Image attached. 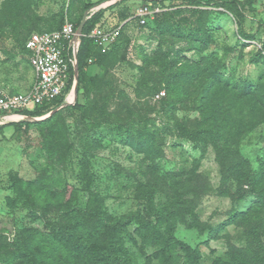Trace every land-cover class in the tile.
<instances>
[{
    "label": "rangeland",
    "instance_id": "1",
    "mask_svg": "<svg viewBox=\"0 0 264 264\" xmlns=\"http://www.w3.org/2000/svg\"><path fill=\"white\" fill-rule=\"evenodd\" d=\"M86 1L0 0L1 89L24 92L34 79L19 40L33 31L55 29L62 18L81 21L85 11L89 15L113 2L84 10ZM140 1H119L104 10L106 23L126 22L115 58L97 64L93 58L86 65V77H97L90 105L79 95L77 101L87 107L67 109L51 125L14 121L0 126V264L10 261L16 251L12 240L22 241L24 229L63 224V205H56L55 194L44 210L32 202L36 193L25 202L26 196L21 199L11 186L16 179L36 184L48 174L72 187L62 188L66 201L87 209L101 204L111 218L132 215L131 233L150 219L148 206L153 211L163 205L173 208V235L200 250L201 264H213L231 250L247 256L258 251L254 227L264 242V211L254 205L255 192L244 187L245 195L239 197L242 191L222 169L211 136L193 140L182 135L184 126L195 129L204 117L216 121L199 107L198 86L210 71L217 69L231 87L251 85L264 95V0H235L241 16L222 0H148L150 13L136 17ZM193 26L208 31V43L186 37ZM186 63L191 67H183ZM175 73L181 74L174 78ZM171 78L177 82H168ZM225 93L217 120L225 121L220 144L242 155L253 170L264 168V104L231 90ZM240 121L244 127L236 131ZM138 132L151 143L141 152L130 142ZM135 239L136 244L125 236L139 264L165 263L157 245ZM10 264L23 263L16 259Z\"/></svg>",
    "mask_w": 264,
    "mask_h": 264
},
{
    "label": "trees",
    "instance_id": "2",
    "mask_svg": "<svg viewBox=\"0 0 264 264\" xmlns=\"http://www.w3.org/2000/svg\"><path fill=\"white\" fill-rule=\"evenodd\" d=\"M105 1L109 0H98L96 2H89V0H87L83 3V9L89 10ZM119 1L125 0H117L106 8L103 7L94 11L92 14H89L90 16L84 23L82 29L83 35L81 36L77 51L78 76L75 103L52 112L51 115L46 116L44 119L36 121L21 120L15 123L51 125L52 121L65 110L75 109L83 111L87 107L86 103L81 104L77 99L79 95H82L89 100L90 91L94 89V83L95 80H97L96 76L87 78L85 75V68L89 59L92 60L94 58L92 61L97 64L103 63L109 57L115 58L116 50L120 46L122 38L120 32L117 41L111 48L106 52H101L100 48L88 34L96 24L105 21V19H102L104 10L117 5ZM144 1L148 0H141L140 2L144 3ZM192 3L198 5V1ZM222 3L235 10V13L241 16L239 5L235 0H222ZM199 12L202 13L205 11L199 10ZM205 18H207V16ZM63 21L64 19L62 18L59 26L53 30L61 28ZM79 23L80 20L73 23L75 29L78 27ZM118 24L119 23H116L115 25ZM205 32L208 33V31L203 30V28L193 26L189 29L186 37H188L190 41L200 40L202 43L206 44L208 43L207 38H209L210 35L208 36ZM26 39L23 41L19 40L18 43L20 44L19 52L21 54H26L28 57L29 52L24 45ZM94 55H97V57ZM183 67L191 66L186 63L183 64ZM191 70L192 69L188 70V72ZM180 74L181 73H175L173 77L175 78ZM168 82L176 83L177 78H171ZM72 84L73 70L71 68L70 80L66 90H69ZM100 86L101 85H98V87L96 86V92L101 90ZM229 90L234 91L236 96L241 99L249 98L253 101L257 99L261 101L260 104H264V95H259L260 93L256 88L251 85H243L240 89L231 87L229 86V81H225L217 69L210 71L198 86L199 107L204 111L203 115L206 113V118L213 117L216 121L209 123V120H205L204 117V119L202 118L197 123L195 129L184 126L182 135L190 137L193 140H197V138H200L198 136L202 134L211 136V142L222 164V169L225 171L227 177H230L232 181H236L240 187L239 190L242 191L239 197L245 195L246 190H244V187H247L248 192H255L256 194L255 207L264 211V168L253 170L249 162L242 155L235 154L231 152L227 146L224 147L220 144V139L225 137L222 128L225 121H217L220 120L218 113L222 108V103L226 99V93L224 94V92ZM164 94L163 92V95ZM64 98V96H60L50 103L37 105L33 110H21L19 113L40 117L61 105L64 102ZM88 104L90 105V100ZM92 104L93 106L95 105L94 98ZM262 116V120H264V114ZM241 125L244 127L243 121L237 122L236 131H239ZM251 126L250 122L247 126V132L250 131ZM130 142L132 146L140 152L144 150L143 146L145 144H151L148 142L147 138L144 137L142 132H138L137 137L131 136ZM228 154L230 155L229 160H226ZM58 177L59 176L53 174H48L45 175L43 179L36 182V184L22 179H16L12 182L11 186L14 187L15 191L19 192L20 198L22 199L26 196L25 199H22L25 202L29 196H31L32 199V194L36 193L32 202L38 203V207L44 210L50 205L51 199L55 194L57 199L56 205H63V224L57 228L53 225L50 230L24 229L21 232L22 241L16 238L12 240L16 249L12 258L7 263L2 264H10L11 260L16 259L20 260L23 264H139L137 258L129 251L125 236H128L135 244V238L137 237L143 245H157L159 247L157 255L165 260L164 264H201L200 250L197 248L192 249L181 240L174 237L173 221L176 212L173 208L163 205L153 211L152 208L148 206L147 212L150 219L147 221L142 220L131 233L128 231L127 227L131 222L132 215L128 217L120 216L111 218L101 204L99 207L87 209L75 205L70 198L66 201V198L62 195V191L64 192L62 188L69 189L72 187L66 185L64 181ZM40 197H44V203L42 201H40V203L37 201ZM9 200L10 206L14 207L15 205L12 203V199ZM150 201H153L152 196H150ZM28 206L30 207L29 204ZM34 215L35 218H39L36 212ZM253 236L257 244L256 246L259 249L258 251L255 250L250 256H247L237 250H231L226 253L225 258L217 257L213 264H264V242H262L259 230L256 229V227L253 228ZM184 254L185 256L187 255V259L182 263L181 260Z\"/></svg>",
    "mask_w": 264,
    "mask_h": 264
},
{
    "label": "built area",
    "instance_id": "3",
    "mask_svg": "<svg viewBox=\"0 0 264 264\" xmlns=\"http://www.w3.org/2000/svg\"><path fill=\"white\" fill-rule=\"evenodd\" d=\"M149 13V7L145 3H140L133 11L136 17H145ZM125 22L118 25L100 22L91 29L88 36L101 52H106L117 41ZM80 40L81 37H78L73 23L68 19L59 29L30 33L24 45L29 52L28 61L34 71V79L29 89L24 92H9L0 88V125L19 121L27 116L19 113V110H33L35 106L50 103L60 96L65 97L64 101L68 99L72 88L71 86L66 90L70 69L73 70L77 63Z\"/></svg>",
    "mask_w": 264,
    "mask_h": 264
},
{
    "label": "water",
    "instance_id": "4",
    "mask_svg": "<svg viewBox=\"0 0 264 264\" xmlns=\"http://www.w3.org/2000/svg\"><path fill=\"white\" fill-rule=\"evenodd\" d=\"M116 0H113V2H115ZM112 2V3H113ZM100 8V7H99ZM89 17L88 15V11H85L84 12V15H83V18L82 20L80 21L78 27L76 28V32H77V35L78 37H81L83 35L82 33V29H83V26H84V23L86 21V19ZM73 74H74V83L72 85V88H71V92L73 94V97L72 99H67L65 100L61 105H59L58 107H56L55 109H53L50 113H48L47 115L45 116H49L51 115L52 112L64 107V106H67V105H70V104H73L74 101H75V98H76V93H77V90H76V87H77V76H78V67H77V63L76 65L74 66V69H73ZM45 116H41V117H34V116H24L22 117L24 120H28V121H36V120H40L42 118H44Z\"/></svg>",
    "mask_w": 264,
    "mask_h": 264
},
{
    "label": "bare ground",
    "instance_id": "5",
    "mask_svg": "<svg viewBox=\"0 0 264 264\" xmlns=\"http://www.w3.org/2000/svg\"><path fill=\"white\" fill-rule=\"evenodd\" d=\"M68 99H72V97H73V94H72V92L68 95Z\"/></svg>",
    "mask_w": 264,
    "mask_h": 264
},
{
    "label": "crops",
    "instance_id": "6",
    "mask_svg": "<svg viewBox=\"0 0 264 264\" xmlns=\"http://www.w3.org/2000/svg\"><path fill=\"white\" fill-rule=\"evenodd\" d=\"M106 22V21H105ZM29 64V61H28ZM30 66V65H29ZM31 67V66H30ZM32 69V68H31ZM34 72V71H33ZM33 82V81H32ZM32 84V83H31ZM31 86V85H30ZM7 91V90H6ZM9 92H13V91H9ZM15 92H20V91H15Z\"/></svg>",
    "mask_w": 264,
    "mask_h": 264
}]
</instances>
